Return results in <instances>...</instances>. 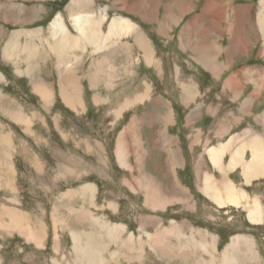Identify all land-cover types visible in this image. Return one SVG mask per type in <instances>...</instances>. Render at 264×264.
I'll use <instances>...</instances> for the list:
<instances>
[{
    "label": "rangeland",
    "instance_id": "rangeland-1",
    "mask_svg": "<svg viewBox=\"0 0 264 264\" xmlns=\"http://www.w3.org/2000/svg\"><path fill=\"white\" fill-rule=\"evenodd\" d=\"M4 1L0 0L3 3L0 5V75L3 77L0 80V112L22 110L31 118L37 111L38 114L29 127L13 122L11 115L9 119L8 116L0 115V122L9 129V140L4 139L7 132L0 130V166L6 162L10 165L9 168L0 167V171L9 173L0 183V202L13 210L24 212L33 228L43 232L37 242L33 229L22 234L14 229L9 235L0 228V264H86L83 257L72 255L73 241L70 234L71 229L88 233L92 229L87 220L81 221L77 217L76 211L81 208L111 225L118 224L125 228L120 237L121 245L119 240L110 243L105 241L107 238H103L106 251L102 252L104 255H98V260L90 259L93 264H198L197 259L200 257L209 260L212 254L200 250L194 255L189 253L187 257L175 253V245L172 249L161 246L162 243L155 236L156 226L169 228L172 222L183 224L186 227L184 230H189V227L187 236L192 235L191 230H194L193 236L198 241L201 239L199 232L208 235L203 239L206 242H211V237H214V254L218 256L223 254L234 237H251L254 251L259 257L247 261L249 258L241 253L242 262L264 264V224H251L247 209H220L199 188L204 172L218 175L205 156L206 147L225 142L250 129L264 135V126L260 122L264 115V36L258 23L264 0H220L221 4H208L207 0H169L173 3L166 4V0H156L159 7H156L151 20H144V16L137 17L136 13L129 10L136 0H120L122 5L128 4L129 7L125 6L126 9L119 13L143 29L153 57L157 53L154 61L159 64L158 61L163 60V78L150 68V63L143 59L139 48L136 51L131 49L133 61L138 58V64L129 66L121 53L117 56L109 54L106 58L105 52L92 53L91 46L85 52L81 51L83 48L74 50L76 53L72 51L71 54H74L68 59L72 71H69L70 76L63 74L64 71L59 70L57 52L51 51L47 42L51 38L50 26L58 13L62 14L64 22H67L65 24L76 35L68 16L70 4L55 9L53 0H45L44 4L43 0H26L28 3L25 5L16 0L6 5ZM93 1L88 13H93L95 20H101L100 9L105 10L117 0ZM110 12L109 18L113 19L116 11ZM163 14L167 18L166 24H171L168 28L170 40L160 36L154 25L160 28L158 19ZM223 18L225 22L221 24ZM107 25H102L104 32ZM219 26H222V32H214L213 29ZM195 28H200L196 35L209 34V40L216 43L219 53L216 52L212 58L226 65L222 72L215 74L209 66L198 60L199 53L182 48L180 39L183 40L184 30L193 32ZM28 31L39 33L30 36ZM16 32L22 33L16 36L15 50L22 51L26 45L36 50L37 58L32 61L35 64L32 77L25 73L29 67L25 55L21 57L26 62L6 59L4 56V48ZM191 40L192 44L196 43L192 33ZM124 42L133 44L134 41L130 37ZM18 70L23 74H19ZM65 76L66 79L67 76L70 79L75 77L79 81L84 110L81 107L75 109L64 101L60 90ZM89 78L101 79L100 85L92 86ZM145 80L154 88L150 99L117 117L115 112L119 110V105L135 97L138 90L140 93L145 92ZM229 80L233 81L231 86ZM253 80L258 81V84L255 85ZM40 83L49 86L52 91L54 98L51 100L52 106L49 105L50 111L40 95L34 92V84ZM184 84L194 85L196 96L189 102L182 99ZM226 84L229 88L224 90ZM98 94L102 99L109 98L110 102H95ZM157 99H161L169 109L166 110L163 124H159L161 127L151 122V113L154 112L151 102ZM162 102L157 100L155 105L162 108ZM198 108V113L192 114ZM242 108H245L244 113L241 112ZM135 116L144 119L138 133L134 130V134L138 135L135 136L137 147L131 132L127 131L128 127H133ZM225 118L235 120L223 132L218 129V124ZM187 120L189 127L195 126L188 128ZM218 130L219 135L216 134ZM125 133L130 136L129 142H124L128 168L119 163L117 154L119 137ZM168 140L169 146L166 147ZM172 157L175 161L169 163V167L167 162ZM181 162L183 166H180ZM144 175L151 186H155L153 201L148 200L151 194L147 188L137 184ZM229 177L250 197L258 196L264 207V180L246 186L240 171L231 173ZM5 181L11 183L15 191L5 186ZM159 184L164 186V194L169 195L168 201L160 196L157 189ZM90 185L96 190L93 198L82 194V188ZM180 188L187 191L184 193L187 204L179 202L182 199L178 198L182 194ZM157 198L163 201L159 203ZM149 203L161 207H148ZM142 231L152 234L149 245L145 236L139 240ZM55 233L59 238L58 252L55 251ZM130 235H134L132 237L137 242L131 250L126 245ZM219 235L225 238L221 239ZM44 240V247L38 249V244ZM153 240L158 245L155 246ZM158 246L160 249L156 255L153 247L156 249ZM242 250L244 252L245 248ZM75 256L81 263H76Z\"/></svg>",
    "mask_w": 264,
    "mask_h": 264
},
{
    "label": "bare ground",
    "instance_id": "bare-ground-1",
    "mask_svg": "<svg viewBox=\"0 0 264 264\" xmlns=\"http://www.w3.org/2000/svg\"><path fill=\"white\" fill-rule=\"evenodd\" d=\"M8 1H10V3H11L13 0H8ZM119 1L120 0L114 1L113 5L108 6L105 10L102 11L104 14H103V16H102L103 18L101 20H99V19L95 20L96 18L94 19V17H91L92 15H90L87 11L90 8L88 3L90 4L91 2H88V0H73L72 3H70V6L68 8V14H70L71 25H72L73 29L76 31V35H74L70 31L68 26L65 24L67 22H64V18L62 15H60L56 20L53 21V23L50 26L51 38H50V41L47 42L48 43L47 45L49 46L51 51H53L54 53L57 52L56 55H57L58 60H59L60 72L64 71L63 74L67 73V75H69L70 72L72 71L70 69L71 66L68 65V63H69L68 59H69L70 55L72 57V54L76 53V52H74V50H79V48H83V50L85 52V47H87V46L93 47V49H94L93 52L95 54L101 53V52H103V50H105V52H106L105 55L107 57L109 54L110 55L112 54V56H114V55L117 56L118 53H121V55L125 57V59H126L125 62L127 61V64H129V66L130 65L132 66L134 64H138V62H139L138 58L135 61H133L134 57L132 55V50L128 46L129 44L124 42L125 39H129L131 37L133 39L134 43H136V45L138 46V48L141 49L142 52L144 53L145 60L148 63H150L149 65H154L156 67L154 70L157 71L158 72L157 74H159L160 77L162 78V75L160 73V61H158L159 64L154 61L155 55L153 57V53L151 51V46L149 44V41L146 40V37L144 35V31H142L143 29L140 28L139 25L135 24L132 20H130V19L126 18L125 16H123L122 14L120 15L118 13V9H116V8H118ZM127 5H125V6L127 7ZM126 7H125V9H126ZM128 7H129V5H128ZM156 7H159V6H157L156 0H136L135 2H133L130 5L129 10L133 13H136L137 17L141 18V16H144L143 17L144 20H151L152 16H154V12L156 11ZM114 9L116 11V13H115L116 17H114L112 20L109 19L110 22H108L109 24H108V26L104 32L102 30V25L105 21H108L107 15L109 14V10L114 11ZM144 11H146V12H144ZM33 12H34V10H33ZM91 14H93V13H91ZM258 23L262 27V34L264 35V6H263L262 11L259 15ZM159 25H160L159 35L165 36L166 32H167L166 22L162 19V20H160ZM190 31L185 29L183 32V34L185 32H187V34L189 36V41H190L191 33L196 38V42H198L202 38L199 36L200 34L196 35V31H194V30H193V32L192 31L190 32ZM21 33L22 32L14 33L13 36H11L10 41L8 43L6 42L7 44L4 48V56L6 57V59H10V60H12V59L24 60L21 57V55H25L26 61L29 65V67L26 69L25 73L27 75H31V77H32L33 76L32 75L33 70L35 69V64L32 61L37 58V53H36L35 48H32L31 45L24 46L22 51L15 50L16 49V39L18 38L16 36L20 35ZM34 33L35 32H30L29 34H30V36H33L31 34H34ZM40 33H41V31H40ZM183 34H182L183 41H187V39H188L187 36L183 37ZM43 36H44V34H43ZM48 37H50V36H48ZM25 41H26V39H25ZM18 42H20V41L18 40ZM40 45H41V43H40ZM72 51L74 53L71 54ZM194 52L199 53V55H198L199 59L198 60L201 63L206 65L209 62L208 61V53L206 51L199 52L198 50H194ZM58 53L62 54V56H59ZM74 56H77V55H74ZM98 56H100V55H98ZM96 58H99V57H96ZM74 61L77 62V59H75ZM21 62H23V61H21ZM71 63H72V61H71ZM157 66H159V67H157ZM110 67H112V65ZM15 71H16V69H15ZM133 71L131 73H133ZM18 73L21 75L23 74L20 70H18ZM38 74H40V73H38ZM63 74L61 73L62 76H63ZM94 74H96V73L94 72ZM126 75H127V73H126ZM98 76H99V74H98ZM74 78L70 79L67 76V79H66V76H65L64 82H62V84H61L62 91L60 90V92L63 94L64 101L76 109L78 107L82 108L81 96H80L81 88L79 86V81H77V79L76 78L74 79ZM110 78L111 77H109V79ZM33 79H34V77H33ZM0 80H3L2 75H0ZM89 80H90L92 86H94V87H98V85H100V82H101V79L99 80V79L89 78ZM112 81H114V80H112ZM109 82H110V80H109ZM143 84H145V89H144L145 92L142 91V93H140V91L138 90L136 92L138 94L135 97L133 96L132 99H126L124 101V104H125L124 107L122 109L116 111V114L118 115L117 117H119L121 115L123 110L131 108L135 105H138L139 103H143L147 99H150L151 96H150L149 91H148V89H150V88L148 87V84L146 82H143ZM107 85H111V84H107ZM46 86L42 85L41 83L40 84H34V92H37L40 95V97L45 102V104L48 105V110L50 111L49 105L53 104V101H51V100H53L54 97H53L52 91H50V89L48 88L49 86L48 87H46ZM184 93H185V95H184V101L185 102H189L190 100H193L196 96V93L189 87H185ZM102 101L103 102H110V99L109 98L102 99L101 95H99V94L95 96V102L100 103ZM151 103L153 105L151 107V109L154 110V112L151 113V116H153V119L155 120L156 116L160 113L158 111H160L161 106L155 105L156 101H152ZM16 105H18V104H16ZM2 109H4V108H1V110ZM15 111H16V109L15 110L11 109V110H6L5 112H14V114L11 115L12 119L18 123H22V125H26V127H29L32 124L33 119L36 118L37 114H38V111H37L36 113H34L36 116L33 115V117L31 118V117H28L22 110H19L16 112ZM75 112H77V111H75ZM162 114L166 115V113H164V112H162ZM38 118L40 119V116ZM56 122H59V120H57ZM143 122H144L143 118H139V119L134 118L132 121L133 127H129V128L131 130H133L139 124H142ZM27 132H28V130H27ZM225 150H226V148L224 146H221L218 148L213 147L207 152L208 157L210 158V160L212 161V163L215 166H218L219 160L222 157V154L225 152ZM261 151H263V152H261ZM117 154H118L119 163L122 166L127 167L125 148H124L122 143L118 144ZM255 154H264V148L262 147V144H260V146L256 150ZM241 156H242V154L240 152H237L233 156L232 162L236 165L241 163L242 162ZM37 164H38V162H37ZM1 166L9 168L10 165L8 163H6V164L1 165ZM219 167H220V164H219ZM245 170H246V173L244 174V178L247 181H249L253 178L264 177V155H260V157H258L257 155L254 156L253 160L250 163H248L247 166L245 167ZM7 173H8V171H0V183H2L1 182L2 179H5V177L7 176ZM1 175H4V176L2 177ZM214 178H215L214 175L207 173V174H205L204 178L202 179V185H201L200 189L202 190L203 194L207 198H209L212 202H214L220 209L226 208V207L236 208V209L237 208L247 209L248 218H249L248 220L250 221L251 224L252 223L254 225L264 224V207L262 206V202L260 201L261 199H259L258 196L254 197V198L250 197L244 190L237 188L225 176L221 177L220 180H217V179L215 180ZM138 183L142 187L147 188V191L151 194L148 197V200L153 201L154 200V193L156 191L155 186H151V184L146 179H143L142 181H139ZM3 184L5 186H7L8 188L10 187L13 191H15L13 189V187H11V183L5 181ZM93 187L91 185L87 186L85 188L83 187L82 188V194L83 195H89L91 198L95 197L94 195H95L96 190H95V187L94 188ZM163 187L161 186V184L157 185V189L160 193V196L165 198L168 201L169 195L166 196L164 194ZM180 191H181L182 195H184V193L187 192L183 188L180 189ZM184 197L186 198L187 196L184 195ZM178 198H182L181 195L178 196ZM162 201H163V199L157 198V202L160 203ZM179 202H184L185 204H187L186 200L184 198H182L181 201L179 200ZM90 204L92 205L93 201H91ZM149 206L150 207H156V208L158 206L161 207L160 205H158L156 203H149L148 207ZM181 206H182V204H181ZM0 207H1V209H0V228H2L4 233L7 232V234L11 235L12 230L16 229L20 232L19 234H22L25 231H29V230L33 229V234L37 237V242L40 241V238L42 237L43 231L38 230L36 228H33L32 222H30V219H26L27 215L23 214L24 212L22 213V212H19L18 210H13V209L9 208V206L7 204L1 203V202H0ZM224 210H226V209H224ZM73 213H75V212H73ZM76 213L78 215L77 217L80 218L81 221L87 220V222L90 223L89 225H91L92 229H91V231L89 230L90 231L89 233L87 231H80L79 232L77 230L75 231L74 229L70 230L71 238L73 241V249H72L73 253H72V255H79V257H83L85 259L86 264H88L87 262H89L90 264H93V262H91L90 259L98 260V255H104V253L102 254V252L106 251V249H105L106 242L105 241L110 242V243H112V242L114 243V242L119 240V243L121 245L122 241H120V239H121L120 237H121L122 230L124 229L123 231H125L124 226L121 227L118 224L111 225L110 223L105 222L103 219H101L99 217H94L93 216L94 213H90L89 211H86L82 208L80 210H77ZM228 213H229V211H228ZM6 218H9V219L6 220ZM54 219H55V217H54ZM7 221H8V223H7ZM62 223H64V222H62ZM60 224H61V221H60ZM159 225H161V224H159ZM161 226H163V225H161ZM161 226H159V227L156 226L157 232H156L155 236L159 240V242L162 243V245H161L162 247L165 246V248H166L168 246L172 249V246L175 245L176 250H177V251L174 250L175 253H177L178 255H186L187 257H189L188 256L189 253H192V255H194L197 250L203 251L206 254H208V253L212 254V255H210L211 257L208 256L209 260H205V259H203V257L198 258L197 259L198 264H245L244 262H242V259H241L242 255H239V254L242 253L244 255H257L254 252L253 240L251 237H248V236L240 235V236L234 237L232 239L231 244L227 246V248L223 252V254L218 256V255L214 254L215 253V244H214L215 239H214V237L213 238L211 237V239H212L211 242L210 241L206 242L203 239H205L208 235L199 232L198 235H201V239L198 241V240H196L195 236H193V233L195 232L194 230H191L192 235L187 236L186 231L190 232V228L188 227V224H187V227L189 230H184V229H186V227L184 228L183 224L178 225L176 222H172V224L170 225L169 228H164ZM53 227L55 228L54 225H53ZM86 227H87V225H86ZM42 228H43V230H45L44 226H42ZM87 229H88V227H87ZM56 233H55V235H56V241H57V240H59V238L57 237ZM101 235H102V237H101ZM132 236L134 237V235H130V237L128 238V242L126 243L129 250L133 249V247L135 248V245L137 244L136 240ZM143 236H145L147 244L149 245L150 242L152 241V234H148V233H146V231H142L140 234L139 240H141L142 239L141 237H143ZM103 238H107V239L105 240ZM163 238H165V240H163ZM166 238H169L170 240L166 239ZM157 239H156V242L159 243L157 241ZM173 241H176L177 244L172 243ZM156 242H154V240H153V243L155 244V246L158 245V244H156ZM44 243H45V240L40 242L38 244L37 248L42 249L44 247ZM132 244H134V246ZM122 245L124 246L123 243H122ZM158 248H159V246L156 247V249H155V247H153V251L155 252L156 255L158 254ZM170 248H169V250H170ZM243 248H245L244 252H242ZM58 249H59V245H58V241H57L55 243V251L58 252ZM106 255H107V253H106ZM246 258H249V257L246 256ZM251 258H253V257L250 256L249 260L247 259V261H250ZM75 259H76V263H81L78 260L77 256H75ZM177 264H179V263H177Z\"/></svg>",
    "mask_w": 264,
    "mask_h": 264
},
{
    "label": "crops",
    "instance_id": "crops-1",
    "mask_svg": "<svg viewBox=\"0 0 264 264\" xmlns=\"http://www.w3.org/2000/svg\"><path fill=\"white\" fill-rule=\"evenodd\" d=\"M19 4H22V5H25L24 3H28L26 0H16ZM31 1H38V0H31ZM30 1V2H31ZM70 1H71V3H72V1L73 0H53V2H52V4H54V8L55 9H58L57 8V6H59V8H62L63 6H66V5H69L70 4ZM97 1H99V0H97ZM108 1V0H107ZM207 1H209V3L208 4H214V3H218V4H221V3H219V2H221L220 0H207ZM43 2V4L45 3V0H43L42 1ZM57 2V3H56ZM88 2H91L90 4L88 3V5L91 7V5L92 4H94L93 2H95V1H93V0H88ZM109 2V1H108ZM4 3H6V5H11L12 3H14V0L10 3V1H8V0H6V2H4ZM9 3V4H8ZM169 3H173V1H169V0H166V4H169ZM3 3L1 2L0 3V5H2ZM114 4V3H113ZM174 6V5H173ZM68 7V6H67ZM107 7V6H106ZM125 4H123L122 5V2L121 1H119V3H118V8H116V9H118V13L119 12H122L125 8ZM220 7V6H219ZM103 8H101L100 9V14H99V16H103V10H102ZM122 9V10H121ZM216 9H218V7L216 8ZM87 11H89V10H87ZM111 12H110V10H109V14H110ZM90 15H93V14H91V13H89ZM109 14L107 15V17H108V21H105L104 22V25L106 24V23H108V22H110L109 21ZM120 15H121V13H119ZM60 15H62L61 13H58V14H56V16H55V18H54V20L55 19H57ZM89 15V16H90ZM68 16H69V21H70V14H68ZM92 17V16H91ZM114 17H116V14H115V16ZM164 20V21H166L167 20V18L166 17H164V14L162 15V16H160V19H158V21L160 22V20ZM53 20V21H54ZM111 20H112V18H111ZM225 22V20H224V18L223 19H221L220 20V23L222 24V23H224ZM70 23H71V21H70ZM109 24V23H108ZM155 26H156V31H157V28H158V31H159V27H158V25H156V24H154ZM170 25L171 24H167V32H166V35L165 36H162V37H164V38H168L169 40H170V37H169V30H168V28L170 27ZM108 26V25H107ZM72 27V26H71ZM73 28V27H72ZM221 28H222V26H219V27H215L213 30H214V32H217V33H219V32H222V30H221ZM171 29V28H170ZM200 29V28H199ZM199 29H196L195 28V31L197 32V30H199ZM74 30V29H73ZM40 31V30H39ZM30 32H35L34 34H31V35H35L36 33H39L38 31H28L27 33H30ZM191 32V31H190ZM157 34H158V32H157ZM190 34V33H189ZM30 35V34H29ZM199 35V34H198ZM185 36H188V34H187V32H185L184 34H183V37H185ZM200 37H202L198 42H196L195 44H192L191 42H192V40L191 41H189V39H187V41H183L182 39H180V44L182 45V48L185 50V49H187V50H189L190 49V51H193L194 52V50H198L199 52H202V51H206L207 53H208V63L205 65L206 67L207 66H209L208 68L210 69V71H212V72H214L215 74L216 73H220V71L222 72L223 70H224V68H226V65H221V64H219L218 63V60L217 61H215L214 60V58H212V55H216L217 53H219L218 51H219V48L216 46V43H214V41H210L209 39H210V36H209V34H206V35H203V34H201V35H199ZM264 36V35H263ZM190 39H191V35H190ZM17 40V39H16ZM9 41H10V39H9ZM8 41V42H9ZM129 46H130V48L132 49V48H134V51H136L137 49H138V46L136 45V43H134L133 42V44H130L129 43ZM90 46H87V47H85V51L89 48ZM91 49H93V47H90ZM82 52H84V50H81ZM94 51V49L92 50V53H94L93 52ZM105 52V50H103V52L102 53H104ZM217 52V53H216ZM106 53V52H105ZM143 53V52H142ZM156 55H157V53H155V58H156ZM106 56V55H105ZM106 58H107V56H106ZM143 59L145 60V55H144V53H143ZM216 59V58H215ZM226 64H228V61L226 62ZM163 65V60H161L160 61V73H161V75H162V78L164 77V75H163V71H162V66ZM58 66H59V61H58ZM150 68L151 69H155L156 67L154 66V65H150ZM246 74H247V71H246ZM253 79L255 78V77H252ZM260 78H262V77H260ZM78 81V80H77ZM264 80H262V82H263ZM145 82L148 84V87L150 88V89H148V91H149V94H150V96H151V94L153 93V91H154V88H152L151 86H149V82L147 81V80H145ZM228 83H230V85L229 86H231V83H233V81H228ZM253 83L256 85V84H258V81H256V80H253ZM229 86L226 84V86H225V88H224V90H227L228 88H229ZM185 87H189V88H191L193 91H194V85L192 86H190V85H186V84H184V88H183V90L185 89ZM184 95H185V93H184V91H183V95H182V99H183V101H184ZM80 96H81V104H82V92L80 91ZM157 100H159L160 102H162V100L161 99H157ZM157 100H155V101H157ZM249 103H251V102H249ZM124 103L123 104H121V105H119L118 106V108H119V110L120 109H122L123 107H124ZM82 106H83V104H82ZM83 110H84V107L82 108ZM128 109H130V108H128ZM128 109H126V110H128ZM166 110H169L168 109V107H167V105H165L164 104V102H162V108L160 109V113L156 116V118H155V120L154 119H152V121L151 122H155L156 124H158V126H160L161 127V125L163 124V119L165 118V116L162 114V112H164V113H166ZM118 111V110H117ZM125 110H123L122 111V113L124 112ZM198 111H199V108L197 109V110H194L193 112H192V114H196V113H198ZM241 112H245V108H242L241 109ZM116 113V112H115ZM121 113V114H122ZM200 113V112H199ZM12 114H14L13 112H5V111H3V113L2 112H0V115H2V116H8V119H9V117H10V115H12ZM117 116V115H116ZM193 116V115H192ZM134 118H136V116L134 117ZM154 120V121H153ZM234 118H225V119H223L222 120V122L221 123H219L218 124V129L220 130V131H225L226 130V128L227 127H229L230 125H232L233 123H234ZM13 122H15V121H13ZM194 122V121H193ZM260 122H261V125L262 126H264V115H263V117L261 118V120H260ZM161 123V125H159ZM188 123H189V120H187V127L188 128H192V127H194L195 125H192V127H189L190 125H188ZM139 125H141V124H139ZM139 125L135 128V129H133V130H131L129 127H128V129H127V131H129V132H131V135H132V140L133 141H135L134 142V145L137 147L138 146V142L136 141V139H135V136H138V135H136V133H138L137 131H139V129H140V127H139ZM0 130L1 131H6L7 132V135H6V138H4V139H7V140H9V129H6L5 127H4V125H3V123L2 122H0ZM134 130H136V133L134 134ZM217 131V135H219V132L220 131ZM128 137H130V136H127L126 135V133L125 134H121L120 135V137H119V141H118V144H120V143H122L123 144V146H124V142H126V143H128L129 142V139H128ZM260 144H262V147L264 148V135L263 134H258V133H256V132H253L251 129L250 130H246L243 134H241V135H235V136H232L230 139H228L227 141H225V142H221V143H218L217 145H214V146H208V147H206L205 148V150H204V152H205V156H207V158H208V161H209V163L211 164V166L213 167V169L218 173V175H216V174H213V173H211V172H208V171H206V172H204L203 173V178H204V176H205V174H212V175H214V179L216 180H220L221 179V177H223V176H225L229 181H231L235 186H236V184L231 180V178L229 177V175L231 174V173H233V172H236V171H240V173H241V176H242V178H243V183H244V185H246V186H252V185H254V182H256V181H260V180H264V177H259V178H253V179H251V180H249V181H247L245 178H244V174L246 173V170H245V167L247 166V164L248 163H250L252 160H253V158H254V156H258V157H260V155H264V154H255L256 153V150L259 148V146H260ZM158 146H159V143H158ZM169 146V140L167 141V145H166V147H168ZM221 146H224L225 148H226V150H225V152L222 154V157L220 158V160H219V164H220V167H219V164H218V166H215L213 163H212V161L210 160V158L208 157V155H207V152L211 149V148H218V147H221ZM135 147V148H136ZM237 152H240L241 154H242V156H241V160H242V162L241 163H239V164H234L233 162H232V160H233V156L237 153ZM261 152H263V151H261ZM248 156H249V158H248ZM175 158L174 157H172V158H170L169 160H168V162H167V164L169 165V167H170V164L169 163H173V161H175L174 160ZM6 163H8V162H6ZM9 164V163H8ZM180 166H183V164H182V162H181V165ZM129 166H128V163H127V167L126 168H128ZM225 174V175H224ZM7 175H8V173H7ZM141 180H138L137 181V184L138 185H140L138 182L139 181H142L143 179H146L147 180V176H143L142 178H140ZM200 185H202V181H201V183H200ZM141 186V185H140ZM11 187H12V184H11ZM201 186H199V188H200ZM237 188H239L238 186H236ZM14 189V188H13ZM180 189H182V188H180ZM239 189H242V188H239ZM15 190V189H14ZM243 190V189H242ZM245 191V190H244ZM246 193H247V191H245ZM181 195V197L182 198H184V195H182V194H180ZM186 201H187V199H186ZM255 252V251H254ZM256 253V252H255ZM243 256V255H242ZM245 256H247V257H249L250 258V256L251 257H259V255H245Z\"/></svg>",
    "mask_w": 264,
    "mask_h": 264
},
{
    "label": "flooded vegetation",
    "instance_id": "flooded-vegetation-1",
    "mask_svg": "<svg viewBox=\"0 0 264 264\" xmlns=\"http://www.w3.org/2000/svg\"><path fill=\"white\" fill-rule=\"evenodd\" d=\"M219 238H221V239H222V238H225V236H221V235H219Z\"/></svg>",
    "mask_w": 264,
    "mask_h": 264
}]
</instances>
